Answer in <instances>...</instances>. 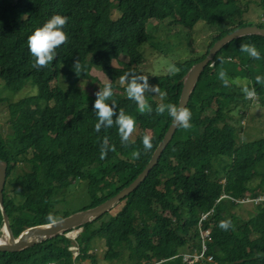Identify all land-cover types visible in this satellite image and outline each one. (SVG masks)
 I'll return each mask as SVG.
<instances>
[{
	"label": "trees",
	"instance_id": "16d2710c",
	"mask_svg": "<svg viewBox=\"0 0 264 264\" xmlns=\"http://www.w3.org/2000/svg\"><path fill=\"white\" fill-rule=\"evenodd\" d=\"M248 2L0 0L3 89L16 93L25 85L36 87L35 94L17 101L0 97L8 129L6 135L0 131V161L6 163L2 201L13 236L29 227L49 224V214L58 220L70 215L59 209L65 200L57 197L75 182L85 184L89 201L79 211L93 208L127 187L144 169L172 120L167 112L157 115L156 107L177 105L187 70L200 62L218 39L251 25L242 20ZM256 4L264 9V0ZM112 6L118 12L115 19L111 18ZM175 9L182 11L184 26L200 21L215 27L205 51L175 62V71L166 75L140 71L137 66L144 58L139 47L148 37V21L167 19ZM55 14L69 18L63 29L68 42L56 50L52 63L37 70L32 66L34 58L27 39ZM255 26L264 28V23ZM242 44H254L260 59L241 52ZM121 55L127 60L113 67L111 62ZM77 59L82 66L100 69L113 87V97L107 102L114 100L117 114L123 109L136 121L140 133L130 138L127 146L122 145L115 125L95 131L96 95L89 96L77 86V75H67L65 86H51L61 67L73 66ZM221 70L227 73V86L219 78ZM129 71L147 76L150 85H159L167 93L163 99L158 95L160 100L150 115L141 113L127 95L115 92H126L127 85L119 87L116 81ZM258 75L264 76L263 36H242L224 45L200 73L187 102L192 127L185 130L177 126L146 177L113 207L117 208L113 216L102 220L106 212L84 224L73 242L59 235L19 252L0 251V264H183L178 255L187 247H198L195 225L211 208L213 214L201 224L210 228L206 254L213 263L264 264V202L243 218L239 213L242 206L220 199L226 195L238 200L264 192V137L239 143L236 134L240 120L235 111L248 107L251 101L245 98L244 87L255 88L256 103L264 107V84L256 83ZM239 80H245V85H238ZM145 135L151 137L149 151L143 146ZM105 137L115 151L109 150L101 159ZM137 150L140 158L133 160L132 153ZM224 159L225 169L218 171L212 161ZM221 220H231L232 226L222 230L218 226ZM2 225L0 214V229ZM95 240L104 245L101 261L92 249ZM72 245L78 249L75 258L69 250Z\"/></svg>",
	"mask_w": 264,
	"mask_h": 264
},
{
	"label": "rangeland",
	"instance_id": "374dc122",
	"mask_svg": "<svg viewBox=\"0 0 264 264\" xmlns=\"http://www.w3.org/2000/svg\"><path fill=\"white\" fill-rule=\"evenodd\" d=\"M248 11L243 15L242 20L246 23H250L251 25H255L256 23H264V9L259 7L256 4L257 0H248ZM110 2V0H109ZM113 4V2H112ZM118 16V12L114 6L111 9V18L115 19ZM183 14L181 10L175 9L171 13V17L158 21V20H149L146 27V33L148 37L145 42L139 47V51L141 52L144 61L142 64L138 65L137 68L145 73L150 75H166L173 72L175 69L174 63L177 61H182L185 59H190L195 57L196 55L203 53L205 51V46L209 43L210 37L215 33V27L206 26L204 22L198 21L192 27L184 26L181 24L183 19ZM248 25V26H251ZM234 31V30H233ZM126 56L121 55L118 57V60H113L111 65L113 67H119V62L126 61ZM212 65V64H210ZM259 72V71H258ZM257 72V73H258ZM75 72L73 71V66L69 67H61L59 77L57 80L51 83V86L54 84L59 86H65V77L67 75H73ZM76 75V74H75ZM109 79L100 71L99 68L95 66L86 67L83 66V73L79 76L77 86L87 95L94 96L100 88H103L105 84L109 83ZM245 80L237 81V84L240 86L245 85ZM30 84V83H29ZM116 84L121 87L120 80L116 81ZM119 95H127L126 92L115 91ZM36 93V87L32 84L25 85L21 90L16 93H10L7 90L3 89L2 81L0 80V97L6 98L8 101H17L20 98L33 95ZM146 98L148 103L151 105L152 109L155 107V103L160 100V97L155 94H146ZM69 99V98H68ZM249 106L245 108H240L235 111L236 116L240 120V127L236 129V134L238 137L239 143H247L256 141L264 137V107H260L257 105L256 96L254 98H248ZM0 131L3 135H6L8 132L7 124H6V114L4 113L3 104L0 102ZM140 133L139 128L135 127L134 132L131 135V139H133L136 135ZM150 135V132H147ZM225 160H214L212 163L216 165L218 171H222L225 169ZM221 163H220V162ZM228 162V160H227ZM219 164V166H218ZM23 170H26V166H22ZM200 169V167H198ZM261 197L264 198V192L259 193ZM253 196L252 195H244L242 198L235 200L226 195H221V198H227L230 201L234 202L235 205L242 206V210H239V213L243 218H247L246 213H252L255 206L262 204H254V203H243L240 201L245 197ZM58 200H65L58 207L61 211H68L73 214L79 211L83 206H86L89 201L87 195L85 193V184L81 182H75L72 186H70L62 195L57 197ZM117 208L110 209L108 213L103 216L102 220H107L111 216L115 214ZM213 208L209 209L208 212L202 214L206 215L205 219L213 214ZM70 214V215H71ZM201 215V216H202ZM201 218V217H200ZM200 220V219H199ZM203 221V220H202ZM201 221V222H202ZM199 222V221H198ZM198 224V223H197ZM3 226V225H2ZM195 225L197 229V242L198 247H187L186 250L180 253L178 256L182 254H189L193 251L197 250L200 245V231H208L209 239H210V228H203L202 224H200V229ZM2 228V227H1ZM1 230V229H0ZM74 229L71 232L65 233L64 236L69 238L72 242L74 241V237L77 233ZM74 232L73 235H69ZM73 246V245H72ZM93 252L96 254V258L101 261L102 255L104 252L103 242L100 240H95L93 243ZM70 250V249H69ZM72 253V251L70 250ZM127 262V260H124ZM83 264H90L85 261ZM100 264H116L115 262L110 261H102ZM118 264H125L124 262H119Z\"/></svg>",
	"mask_w": 264,
	"mask_h": 264
},
{
	"label": "clouds",
	"instance_id": "9594fccd",
	"mask_svg": "<svg viewBox=\"0 0 264 264\" xmlns=\"http://www.w3.org/2000/svg\"><path fill=\"white\" fill-rule=\"evenodd\" d=\"M68 17L59 14L53 15L50 19L43 24L42 27L36 28L33 33L27 39V46L31 56L34 58L33 68L40 70L46 68L50 63H52L57 56V49L68 42V35L63 31L64 27L68 23ZM240 51L247 53L250 57L254 59H260V54L254 44H242L240 46ZM73 71L79 77L83 73V66L79 59H77L73 64ZM175 71V69H173ZM220 80L227 86L228 79L225 70L219 72ZM121 84H126V93L129 99L135 101L138 109L141 113L151 114L153 109L148 103L146 94L154 93L159 95L162 99L167 96L165 91H162L159 85H150L147 76L142 74H137L133 71L126 72L124 75L119 77ZM256 83L264 84V76H257ZM245 98H254L256 96L255 88L249 89L248 87L243 88ZM113 87L109 82L104 85L103 88L95 94L96 99L93 105V111L97 117V123L95 124V131L100 132L102 128H111L115 125L118 128V133L121 138V143L127 146L129 139L136 127V121L132 116L126 114L123 109H120L118 114L115 111L116 103L112 100L113 97ZM157 115H163L165 112L172 118L174 124L178 127H182L187 130L192 127L190 123L192 113L190 109L184 106H177L175 104H159L156 109ZM115 117V119H114ZM143 146L145 151L152 149L151 137L145 135L143 137ZM109 150L115 151V147L112 146L111 149L108 145V140L105 137L103 143L100 146L101 159L107 157V152ZM141 153L133 151L132 159L138 160ZM47 219L52 224L59 222L52 214H49ZM219 228L222 230H228L232 226L231 220H221L219 222ZM80 231V230H79ZM75 239V237H74ZM214 264V263H213Z\"/></svg>",
	"mask_w": 264,
	"mask_h": 264
},
{
	"label": "water",
	"instance_id": "95a60500",
	"mask_svg": "<svg viewBox=\"0 0 264 264\" xmlns=\"http://www.w3.org/2000/svg\"><path fill=\"white\" fill-rule=\"evenodd\" d=\"M247 35H260L264 37V28H259L255 25L240 27L224 35L223 37H221L212 44V46L208 49L206 56L200 62H197L194 65H192L183 76L182 89L178 99L177 106L181 105L186 107L190 95L195 88V84L197 82L200 73L208 65V63H210L213 60L216 53L224 45L231 42L232 40ZM176 128L177 126L174 124L173 120H171L162 140L158 143L153 153L151 154L148 163L146 164L144 169L138 174V176L127 187L123 188L115 196L107 199L103 203L93 208L78 211L71 215H68L67 217L60 219L59 222L56 224L49 223L46 225H38L33 227V228H39V230H43L40 232V234L42 235L37 237H31L28 239L26 237L31 227L22 231L21 233H24V235H22V237L20 238L18 236L21 233L17 237H15L11 232L7 215L3 209V201H2V190L5 183L6 163L0 161V214L3 223L1 230L4 229L10 235L13 241L11 244L9 243V244L0 245V251L19 252L22 251L23 249L31 247L47 239L59 235H64L65 233L71 232L74 229H76L75 232L77 233V230L79 231L81 226L91 221H94L95 219H98L99 217L104 215L111 208H113L120 201V199L128 195L131 191H133L139 185V183L146 177L149 170L157 162L160 153L163 151V149L166 147L168 142L171 140L172 135L175 132Z\"/></svg>",
	"mask_w": 264,
	"mask_h": 264
},
{
	"label": "built area",
	"instance_id": "2783aa9c",
	"mask_svg": "<svg viewBox=\"0 0 264 264\" xmlns=\"http://www.w3.org/2000/svg\"><path fill=\"white\" fill-rule=\"evenodd\" d=\"M261 202H264V198L261 197L260 194L257 196H249L245 197L240 201L241 204L243 203H254V204H260ZM206 215H202L199 222H198V228L200 229L201 221L204 220ZM200 245L199 248L192 253L189 254H182L179 257H181V261L183 264H196V263H202V264H213V259L210 255L206 254L207 247L206 243L210 241L209 239V232L208 231H200ZM72 251V257L75 258L78 255V249L76 245H73L69 248Z\"/></svg>",
	"mask_w": 264,
	"mask_h": 264
},
{
	"label": "bare ground",
	"instance_id": "6f19581e",
	"mask_svg": "<svg viewBox=\"0 0 264 264\" xmlns=\"http://www.w3.org/2000/svg\"><path fill=\"white\" fill-rule=\"evenodd\" d=\"M41 229H43V228H41ZM41 231H43V230H39V228L31 227L26 238L28 239L31 237L40 236V235H42V234H40ZM0 232H1L0 245L9 244V243L11 244L13 242L10 235L4 229L0 230ZM25 234H26V232H25ZM73 234H74V232L70 233L69 235H73ZM22 235H24V233H21L18 237L20 238V237H22Z\"/></svg>",
	"mask_w": 264,
	"mask_h": 264
}]
</instances>
